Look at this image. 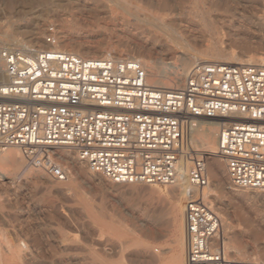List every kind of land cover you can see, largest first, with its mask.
Wrapping results in <instances>:
<instances>
[{
    "label": "rangeland",
    "instance_id": "rangeland-1",
    "mask_svg": "<svg viewBox=\"0 0 264 264\" xmlns=\"http://www.w3.org/2000/svg\"><path fill=\"white\" fill-rule=\"evenodd\" d=\"M51 29L59 50L80 58H136L147 82L163 88L176 87L178 80L171 69L153 70L160 59L181 73L198 61H224L212 57L218 51L236 53L244 59L239 63L264 60V0H0V50L49 48ZM184 54L198 59L185 71ZM1 62L0 83H6ZM190 120L197 124L198 118ZM67 150L71 161L56 154L68 170L63 181L21 172L13 179L15 165H5L0 264H185L184 197L171 211L161 193L177 191L175 184L113 183ZM206 159L207 201L229 224L226 248H239V260L264 264V191L229 186L223 160L214 158V177L212 159ZM174 232L180 242L173 263Z\"/></svg>",
    "mask_w": 264,
    "mask_h": 264
},
{
    "label": "built area",
    "instance_id": "built-area-1",
    "mask_svg": "<svg viewBox=\"0 0 264 264\" xmlns=\"http://www.w3.org/2000/svg\"><path fill=\"white\" fill-rule=\"evenodd\" d=\"M46 41L55 44L54 32ZM0 153L18 147L63 181L59 147L74 150L91 173L113 183L171 185L178 180L191 118H234L219 129L216 154L230 186L264 191V66L198 61L184 84L146 81L132 57L78 58L56 49L0 50ZM207 159L194 157L184 191L186 264H261L226 257L215 239L221 219L207 201Z\"/></svg>",
    "mask_w": 264,
    "mask_h": 264
},
{
    "label": "bare ground",
    "instance_id": "bare-ground-1",
    "mask_svg": "<svg viewBox=\"0 0 264 264\" xmlns=\"http://www.w3.org/2000/svg\"><path fill=\"white\" fill-rule=\"evenodd\" d=\"M54 37H55V41H56L54 45L50 44L46 40H45V42H47L50 45V47H49L50 49L59 50L58 45H57L58 44L57 33H54ZM45 49H48V48H45ZM26 50H28V49H26ZM59 51H63V50H59ZM63 52H68V51H63ZM69 53H71V52H69ZM212 55H214V54H212ZM212 57L220 59V60H224L221 62H228V63L233 62V64H245V63H239V61L243 62L244 59H242V57H240L239 55H237L236 53H233V52L223 54V53L218 51ZM78 58H80V57H78ZM89 58L90 59H99V58H92V57H89ZM197 60L198 59H195V57H193L191 55L184 54L182 57L181 67L185 71L188 66H190L191 64H193ZM1 61L2 60L0 59V64L3 66ZM261 65L264 66V60L261 61ZM1 67H0V69H1ZM166 69H169V70L171 69L170 71H172L174 78L178 80L176 87H180L184 84V81L187 77L189 69L187 71H185L184 73H181L178 71L179 69L177 68V66L171 65V63H165L161 59L158 60L155 64V66L153 67V70L155 72H160V71L165 72ZM150 85H152V84H150ZM160 88H163V87H160ZM169 88H173V87H169ZM226 119H231L230 121L234 120V118H226ZM191 122H193V121L192 120L188 121V124L186 126V129H185V132H184L183 138H182V144H181V150H180V156H179V175H178V180L174 183L178 187V190L177 191L166 190V191L161 192L163 196H165L169 199L168 203H169L171 211H176L182 205L183 197H184V191L190 187V185L188 183L187 175H188V170H189V167L191 165L192 159L194 157L203 156L205 158H211L212 159L211 168H210L211 173L213 174L214 177L218 176V162L214 158L217 156L216 147H217V143H218V133H219V129H220L223 122L220 121V119H215V118H198L197 124H191ZM186 135L188 138V142L184 141V137ZM16 149L19 151H17ZM61 149H66V150L65 151L63 150V152H57ZM57 151H56V154H58V157L61 158L62 160L68 162V161H71L73 159L72 153L69 152V150H67V148L59 147ZM30 156H28L25 152H23L18 147H14V146L8 147L5 150H3L0 153V178L6 177V175L8 174L6 172V170L4 169L5 165H7L8 163H12L16 167L13 171L11 170V172L9 173L13 179L17 178L19 176L20 172L22 174H24V173L31 174V175L36 176L38 178L49 177L44 172V169H43V163H44L43 157L45 155L43 157H40L38 154L33 155L32 160L29 159ZM82 163H83V161H82ZM226 178H227V176H226ZM227 182H228V180H227ZM174 184H171V185H174ZM228 185H229V183H228ZM209 191H210V188H209V183H208V186L206 188H204V193L206 196H208ZM150 193L154 194V193H156V191L152 190ZM167 211H169V210H167ZM183 211H184V206H183ZM174 226H176V225H174ZM221 226H222V227H220L221 230H219V233L217 234L215 239L216 240L217 239L222 240L223 248H224L226 257H229V258L231 257V260L251 261V260H239V259H237V256H235V255L241 254L239 248H237L235 246H231V247L226 248L224 236H223L224 235L223 231L227 230L229 228V224L226 220H223L221 222ZM177 228H178V226H177ZM154 234H156V233H154ZM179 235H177L175 232H174V236L172 235L174 237L173 241H172L173 245L171 247V253H172L171 259H172L173 263L175 261L176 262L179 261V259L177 260L176 257L174 256L175 247L178 244V242H180L179 237H178ZM183 237H184V251H185V259H186V242H185V236H184V228H183ZM21 245L24 246V243L21 242ZM185 259H184V257H182V259H180V260H182L186 264ZM158 260H160V259H158Z\"/></svg>",
    "mask_w": 264,
    "mask_h": 264
}]
</instances>
